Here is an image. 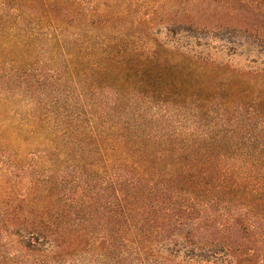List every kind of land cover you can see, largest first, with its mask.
I'll return each mask as SVG.
<instances>
[{
	"label": "trees",
	"instance_id": "obj_1",
	"mask_svg": "<svg viewBox=\"0 0 264 264\" xmlns=\"http://www.w3.org/2000/svg\"><path fill=\"white\" fill-rule=\"evenodd\" d=\"M115 2L0 0V264H264V0Z\"/></svg>",
	"mask_w": 264,
	"mask_h": 264
},
{
	"label": "rangeland",
	"instance_id": "obj_2",
	"mask_svg": "<svg viewBox=\"0 0 264 264\" xmlns=\"http://www.w3.org/2000/svg\"><path fill=\"white\" fill-rule=\"evenodd\" d=\"M208 1L210 0H116L114 6L119 7L120 10L123 9V7H126L128 11L131 10L133 17L131 21H133V25L136 26H138L136 23L138 21V16L141 15L143 11H148L150 13L148 19L154 26L161 25L165 21L178 22L180 20H188L193 22V24L202 26L203 24H207L211 17H215L222 21V27L227 25L229 26L228 28H233L230 29L231 32L234 30L232 33L229 31L222 33L224 37L233 36V38L238 36L242 22L244 23L249 16H251V18L254 17L252 16V12L247 9L243 11L244 8L241 9L238 5L239 9L235 14L234 11L230 13L224 10L218 2L213 4ZM125 21L126 19L122 20V22ZM120 26L130 31L138 30L135 26L125 25V23H120ZM145 39L135 40L143 42L146 41ZM234 60L240 62L239 64L243 62V58H234ZM176 119L178 120V118H174L173 120Z\"/></svg>",
	"mask_w": 264,
	"mask_h": 264
}]
</instances>
